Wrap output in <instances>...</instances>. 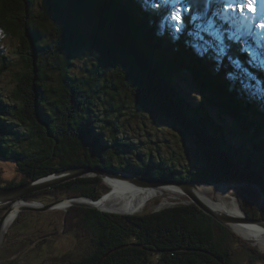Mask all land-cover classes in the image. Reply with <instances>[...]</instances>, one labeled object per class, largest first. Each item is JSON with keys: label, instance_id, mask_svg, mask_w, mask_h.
<instances>
[{"label": "trees", "instance_id": "1", "mask_svg": "<svg viewBox=\"0 0 264 264\" xmlns=\"http://www.w3.org/2000/svg\"><path fill=\"white\" fill-rule=\"evenodd\" d=\"M202 4L199 26L194 11H181V24L172 19L173 12L165 10V5L155 7L148 0H0V31L16 40L15 65L22 66L13 74L16 88L12 98L0 94V158L16 161L26 175L21 182L13 180L2 186L12 188L70 166L90 165L119 171L129 168L143 178L258 184L264 196V46L261 48L259 34L251 39L244 28L231 34L222 32L219 42L212 40V35L219 33L205 23L215 5L206 0ZM159 41L168 46L162 47ZM193 48L208 55L202 59ZM175 50L180 54L177 57L186 61H171ZM158 53L169 55L168 65L185 68L198 92L210 97L194 105L177 100L161 80L168 66L163 63L160 70ZM78 58L86 59L87 74L71 72ZM11 59L0 46V77L13 66ZM207 61L219 71L214 75L217 80L219 74L225 76V83L230 82V74L243 83L245 77H253L261 98L246 99L237 85L226 88L224 82L213 79V73L210 78L204 76L203 68L211 66ZM52 77H57L55 81L64 92L51 101L42 87L44 84L47 91L52 87L42 80ZM108 89L117 94L131 89L145 110L156 108L184 127L195 138L196 166L178 170L180 164L153 160L135 168L119 163L115 158L121 131V126L115 125L117 119L107 126L110 137L105 128L93 125L95 103ZM212 92L219 93L218 97ZM227 115L244 126L246 135L251 133L249 140L231 139ZM140 145L152 146L141 141L125 144L133 152L139 151ZM85 150L89 154H84ZM100 181L82 178L57 188L98 198L101 195L95 187ZM248 189L238 190L243 209L251 218H264L261 195ZM76 212L95 242L93 252L76 264H99L107 254L102 264H237V244L251 264L264 261V253L241 243L195 205L120 219L94 209ZM88 212L90 216L84 220ZM124 220L134 225L126 226ZM124 236L137 241L129 243L122 256L110 254Z\"/></svg>", "mask_w": 264, "mask_h": 264}, {"label": "rangeland", "instance_id": "2", "mask_svg": "<svg viewBox=\"0 0 264 264\" xmlns=\"http://www.w3.org/2000/svg\"><path fill=\"white\" fill-rule=\"evenodd\" d=\"M52 1H56V0H52ZM169 5H172V4L169 3L165 5L164 9L165 10L170 9ZM181 5L183 6L182 3ZM259 5L260 6L258 7L257 12L264 11V0H261ZM219 18L222 19L221 17ZM214 23L216 25H214ZM211 24L214 25L213 26L214 30L219 33V35H216V33H214L212 35V40L219 42L220 39H218V37L221 36V34L224 35V33H222L221 23L217 24L216 21H213V23ZM223 24L225 25L224 21H223ZM159 42L162 44V47L168 46L167 43L163 41H159ZM16 45H17L16 40L5 35L3 31H0V46L4 50V52L8 54L10 58H12L11 60L13 62V66L10 67V70L6 72L2 77H0V94L5 97L9 96L11 98H12V92L16 88L15 87L16 81H15V77L13 74H15L17 71L22 69V66L15 65L16 63L15 46ZM155 48L159 50V46L155 45ZM204 52H201L199 49L193 48V53L198 55L200 58L208 55V54H204ZM208 52L209 50H207V53ZM172 54L174 57L171 59V61L173 60H178L181 62L186 61V60H183L182 57H177V54L179 53H177L176 50H175V53H172ZM187 57H191V55L187 54ZM158 58H160V62L157 65L160 67V70H163V63L164 65L168 66V68L165 69L164 76L161 78V80L163 79V82L169 86V91L177 100H179L180 102L185 100L186 103H189L190 105H194L197 102H201L204 99V97H207V98L210 97V95L209 96L203 95L202 91L198 92L195 86V82L193 81V79L189 75V72L185 68L183 70L182 69L178 70L176 69L175 65L174 66L171 64L168 65V61H169L168 54L160 55L158 53ZM84 62L86 63V59H83V58L82 60L80 58L76 59L75 65L72 68L71 72L76 75H84V73L87 74L88 70L86 71ZM81 63H83V65ZM207 63H209L212 67L209 66V69L203 68L202 72L204 76H207V77L209 76L210 78L213 73V79H215L216 82L218 81L221 84L222 82H224L226 88H229L232 84L234 87L235 85H237L236 87L238 88V91L242 92L239 94H242L246 99L253 98L254 100H257L256 98H261L258 95L259 94L258 89H257L258 85L256 83L257 80H254L253 77H249V78L245 77L247 80L243 83V82H239L237 79L232 77V74H230V77H229L230 82L228 83L227 82L228 80H227L226 81L227 83H225V79L223 78L225 76H223L222 74H219L220 78L218 77V80H217V78L214 75H216L217 74L216 72H219V71L215 70L212 63H210L209 61H207ZM176 64L180 68V65L178 63ZM88 66L90 68V65ZM187 67L188 69H190V64H188ZM193 67L196 69L197 66L194 64ZM170 70H171V73H170ZM55 80H57V77H54V78L52 77L49 79L42 80V81L47 82L48 87H52V91L50 90L47 91L46 90L47 88L45 87L44 84L42 87L49 95V98L51 101L57 100V97L58 96L60 97L62 93L64 92L61 85L56 83ZM214 95L218 97L219 93L214 92L213 96ZM30 104L31 102H29V104L27 105V110H29ZM32 104H33V100H32ZM94 109L96 112H94L95 115L93 116V125L96 128H105V135L107 137L111 136V131L107 126H109L113 120L117 119V122L115 125L121 126V131L118 137V141H119L118 143L120 144L117 145L118 150H117V153H115V158L117 159V161H120L119 163H124V165L126 166L130 164L131 167L135 168V166L140 167V165L142 164L146 165L149 163L150 160H153V163H157V162L166 163L167 162L171 164L172 163L180 164V166L178 167V170H180V169H183V167L184 168H188V167L194 168L196 166V162L199 161L198 152L195 146L196 145L195 138L192 135H189L186 132V129L184 127L177 125L168 116L162 114L161 112L156 111L155 109L145 110L144 105L141 102H139L138 98L134 96L131 89H128L126 91L123 90L119 92V94L115 93L111 89H108L103 94L102 99L97 100V102L95 103ZM121 109H122V112L120 113ZM199 114L197 115L199 116ZM225 120L229 124V128H230L229 130H231L233 134L231 139L234 142L242 141L245 139L249 140L251 133L249 135H246V133L243 131L244 126L242 124H240L239 122L237 123V120H236V123H233L234 121L228 115L225 116ZM14 121H11V122H14ZM27 123L31 124L30 121H28ZM13 125H15V123ZM261 135L264 137L263 132L261 133ZM140 141L143 143L146 142V144L148 145L152 144V146H150V148H146V147L144 148L143 145H140V150L136 152L129 151L128 148L125 146V144L127 143L135 144L136 142L140 144ZM83 153L89 154V152H86V150ZM117 161L115 162L117 163ZM118 165H121V164H118ZM89 166L90 165L70 166L69 168L73 169V168L89 167ZM121 166H123V164ZM90 167L94 169V168H97L98 166L96 167L90 166ZM20 168L21 167L17 164L16 161L6 159V158H0V189L1 188L10 189V187L4 188L2 185L3 184L8 185L13 180H15L16 182H21L25 180L26 175L21 171ZM98 168L103 171L104 169H107V168H102L100 166ZM62 170H66V169H62ZM62 170H59V171H62ZM116 171H118V174H120V176L122 175L129 176L130 174L131 176L137 177V178L139 177L140 179L149 178V177L143 178L140 176L139 172L135 170L131 171L129 168L128 169L124 168V170H121V171L116 170ZM55 172H58V171H55ZM55 172H52L51 174ZM46 176L47 175H44L37 179L45 178ZM82 178H79V179H82ZM84 178L101 179V181L96 184L98 186L95 187L96 193L101 196H99L98 198H92L90 196H83L80 193L71 194L69 190L58 189L57 187L61 186V185H58L53 188L47 189V190H51L50 192L38 191L35 195L34 193H32L30 195L25 196L22 199L25 201V203L23 204H25L26 206L32 205V206H35L36 208H40L41 206L54 205L56 203L63 202L65 200L72 199L74 200V202H77V203H84V204L96 206L94 205L96 202L98 203L100 202V200L106 199V197L109 195L114 196L119 191L120 193L122 192V194H128V193L130 194L132 192L131 190H133L130 188V184L126 180L124 182H120V181L116 182L115 180L101 178V176L97 174H90V173H88L87 177H84ZM37 179H32V180H37ZM79 179H75V180H79ZM75 180H72V181H75ZM170 180L173 181V179H170ZM177 180H180V179H177ZM192 180H203V179H192ZM180 181H185V180H180ZM205 181H209V180H205ZM113 182L118 184L117 187H113L114 186L112 184ZM24 184H20V185H24ZM222 185L226 187L228 193L232 197H236V198H238V196L240 195L238 193V190L244 187L250 188V189H254L255 187H257L256 189L260 190V187L258 186V184L253 185L252 187L249 185H238V184H222ZM208 187L210 188V186ZM186 199L187 198L185 197H181L178 200H173L169 206L158 208L162 203V198H155L147 203V206L142 213H138V212L137 213H120V211L118 213V211H114V210H102L101 208L95 209V208L82 207V206L81 207L79 206L69 207V203H71L69 200H68L69 203H67L68 207L66 206L64 209H61V207L59 206L63 204L61 203V204L56 205L54 208L49 209L48 211H41V212L22 211L21 213H18V212L13 213L12 216L14 215L15 217L12 219V216H10L12 220H9L10 218L6 219L3 225L4 226L3 230L4 231L7 230L5 234L6 235L5 239L7 240L4 242L1 248V251H0V264H76L78 263L84 257H86L87 255L93 252L94 247H95V242L93 241L94 236L91 234V232L86 230L83 227L84 226L83 220L82 219L80 220V216L78 215V212H76L77 210L81 211L84 208L94 209V210H97V211H100L106 214L119 215L120 216L119 219H120L121 217L129 218L132 216H143L145 214L147 215L157 214V213H162V211H169V210L173 211L175 209L177 210V208L187 206L183 204V202H185ZM209 200L210 199H208V201ZM15 202H18V200ZM15 202H11L7 205L0 206V221L3 219V217L6 214L10 212V209H13ZM239 202L241 204L240 205L241 208L243 209L242 201L239 200ZM19 204L20 202L17 203V205ZM19 206H22V205H19ZM191 206H193V204H191ZM243 211L245 210L243 209ZM227 214H230V213H227ZM85 215L86 216L84 220H87L90 214L88 212V213H85ZM96 217L98 220L101 219L98 216ZM104 219L107 222H109L105 217ZM128 223H130V225ZM166 224H168V222ZM124 225L133 226L134 224L130 221L124 220ZM235 232L237 233L236 229H235ZM231 233L233 234V236H236L233 232ZM19 235H21L22 237H19ZM239 236L238 238L240 239L241 243L243 242L244 244L246 243L248 245H251V243H249L250 241H248V239H246L243 235H242L243 237L242 236L241 237L243 239H246L247 241H244ZM133 240L137 241L133 237L124 236V238L121 240L120 245H115L113 250H115L116 248L122 247V246H126V247L123 249L114 251L112 253L122 256V253L125 251V249H127L128 244L133 243ZM238 248L240 252L239 251L237 252L236 263L237 264H251L249 256L245 254V251L242 249V247H240L239 244L235 246V249H238ZM255 248L258 251L260 250L258 246ZM107 257L108 256H106V258ZM104 260L102 261V263L104 262ZM256 264H264V261H260Z\"/></svg>", "mask_w": 264, "mask_h": 264}, {"label": "water", "instance_id": "3", "mask_svg": "<svg viewBox=\"0 0 264 264\" xmlns=\"http://www.w3.org/2000/svg\"><path fill=\"white\" fill-rule=\"evenodd\" d=\"M155 110L157 111L156 108H155ZM88 173L97 174V175L101 176V178H107L110 180H115V181H120V182H124L126 180L130 184V188L135 189V190L141 189V187L155 188V187H162V186H165L167 188L168 187H174L176 189H179L181 191L182 197L187 198L185 200V202H183V204H185L187 206L188 205L191 206V204L195 205L197 208H199L205 214H207L208 216L213 218L221 226H223V227L227 228L228 230H230L231 232H233L236 235V237H238L239 235L235 232L233 226L239 225L245 221L247 222V225L248 224H259V226L264 228V218H258V219L250 218L247 216L246 212L243 211L242 208H241L242 214H243L242 218H240V217L236 218L235 216L227 214V213L219 210L218 208L211 206L210 204L206 203L205 200L202 198V196L199 195V193H201L203 191L205 186H210L213 188L225 187L221 184H215L213 182L205 181V180L180 181L177 179H173V181H171V180L162 179V178H147V179L141 178L140 179L139 177L138 178L133 177L130 174H129V176L128 175L120 176V174H118V171H116V170H110L107 168V169H104V171H103V170L99 169L98 167L94 168V169H92L91 167H79V168H73V169L68 168L66 170L55 172L51 175L49 174L45 178H40L37 180H31L28 183H26L24 185H20L18 187H14V188H10V189H2L1 188L0 189V206L7 205V204H9L11 202H15L17 200L19 202L25 196L30 195L32 193H37L38 191H45V190L53 188L55 186L71 182L72 180L79 179L82 177L83 178L87 177ZM256 188L257 187L254 188L256 190V193L261 195L262 194L261 191L256 189ZM261 198L264 201L263 195H261ZM74 199H76V198H74ZM234 199L237 202H239V200H238L239 198L234 197ZM68 200L71 203H69ZM68 200L56 203L54 205L41 206L40 208H36L35 206H32V205L26 206L25 204H21L22 206L16 207L14 209H10V212L8 214H6L3 217V219L0 221V251H1V248L4 244V242L7 240V239H5V237H6L5 234H6L7 230L6 231L3 230L4 229V226H3L4 222L6 221L8 216H10L13 213H16V212L21 213L22 211H37V212L48 211L49 209H52L56 205L61 204V203H69L70 205L79 206V207L82 206V207H89V208H95V209L99 208V207L89 205V204L77 203V202H74V200H72V199H68ZM18 202H15L14 205H16ZM263 205H264V202H263ZM120 213H122V212H120ZM19 237H22V236L19 235ZM19 237H17V238H19ZM239 237L242 238L241 236H239ZM243 240L247 241L245 239H243ZM251 245L253 247H256L252 243H251ZM125 247L126 246L116 248L115 250H112V252L123 249ZM259 251L264 253V251H262L261 249ZM106 256H108V254L105 255L101 259L99 264H102V261L106 258Z\"/></svg>", "mask_w": 264, "mask_h": 264}, {"label": "bare ground", "instance_id": "4", "mask_svg": "<svg viewBox=\"0 0 264 264\" xmlns=\"http://www.w3.org/2000/svg\"><path fill=\"white\" fill-rule=\"evenodd\" d=\"M193 1L196 6V2L198 3V0H193ZM254 17H255L254 18L255 24L252 26L253 32L252 33L249 32L250 35L249 37L251 39H256L257 38L256 35L259 34L258 29L254 28L255 26L259 25L258 14L254 15ZM248 22H250V20H248ZM112 184L114 185V186L112 185L113 187H117L118 185L117 183L114 182ZM131 191L132 192L130 194L129 193L122 194V192L120 193L119 191L116 195H114L115 197L113 195H109L106 197V199L100 200V202L98 203L96 202L94 205L98 206L102 210H114L118 212L120 211L122 213H137V212L142 213L145 210L147 203L152 199L162 198V203L158 208H163L169 206L173 200H178L179 198L182 197L181 191L174 187H168V188L165 186H162L161 188L141 187V189L138 190L133 189ZM199 195H201L202 198L205 200V202L206 203L208 202V204H210L211 206H214L225 213H230L232 215H235L236 217L242 218L243 214L240 203L237 202L234 199V197H232L228 193L226 187H217L215 189L212 187L209 188L208 186H205L203 191L199 193ZM208 199L210 200L208 201ZM19 202H21L19 205L25 203L24 200H20ZM19 205L17 204L14 205L13 209L19 207ZM67 205H68L67 203H63L59 206L61 207V209H64ZM70 206L73 205L69 204V207ZM10 216H12V214ZM10 216H8L7 219H9ZM14 217L15 216L13 215L12 219ZM12 219L10 218L9 220ZM233 228L234 230L236 229L239 235L241 236L243 235L246 239H248L250 243H252L255 246L257 245L260 249L264 250V228H262L258 224L247 225V223H243V222L239 225L233 226Z\"/></svg>", "mask_w": 264, "mask_h": 264}, {"label": "snow or ice", "instance_id": "5", "mask_svg": "<svg viewBox=\"0 0 264 264\" xmlns=\"http://www.w3.org/2000/svg\"><path fill=\"white\" fill-rule=\"evenodd\" d=\"M261 0H233V2L226 3L224 10L231 12H239L241 18L248 19V16L245 13L255 15L258 11V4ZM172 19L178 23H184V17L179 8H173ZM260 27L264 28V24L260 25Z\"/></svg>", "mask_w": 264, "mask_h": 264}, {"label": "flooded vegetation", "instance_id": "6", "mask_svg": "<svg viewBox=\"0 0 264 264\" xmlns=\"http://www.w3.org/2000/svg\"><path fill=\"white\" fill-rule=\"evenodd\" d=\"M40 263H42V262H40Z\"/></svg>", "mask_w": 264, "mask_h": 264}]
</instances>
